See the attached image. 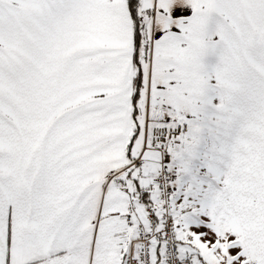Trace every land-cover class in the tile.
I'll list each match as a JSON object with an SVG mask.
<instances>
[{"label": "snow or ice", "instance_id": "1", "mask_svg": "<svg viewBox=\"0 0 264 264\" xmlns=\"http://www.w3.org/2000/svg\"><path fill=\"white\" fill-rule=\"evenodd\" d=\"M0 264H264V0H0Z\"/></svg>", "mask_w": 264, "mask_h": 264}]
</instances>
